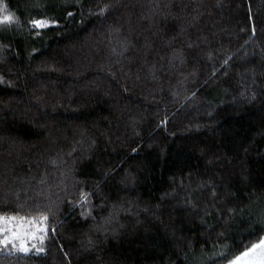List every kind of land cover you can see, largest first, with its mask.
I'll return each mask as SVG.
<instances>
[{
	"label": "trees",
	"instance_id": "obj_1",
	"mask_svg": "<svg viewBox=\"0 0 264 264\" xmlns=\"http://www.w3.org/2000/svg\"><path fill=\"white\" fill-rule=\"evenodd\" d=\"M7 13L0 213L49 230L0 264H225L264 236V0H0Z\"/></svg>",
	"mask_w": 264,
	"mask_h": 264
},
{
	"label": "snow or ice",
	"instance_id": "obj_2",
	"mask_svg": "<svg viewBox=\"0 0 264 264\" xmlns=\"http://www.w3.org/2000/svg\"><path fill=\"white\" fill-rule=\"evenodd\" d=\"M110 5L105 4L99 9L100 14H103ZM71 15V13H69ZM15 17L12 13L0 15V24H10L14 21ZM29 23L37 29H43L49 25L57 23L52 19H31ZM0 80L3 77L0 76ZM135 151V149H133ZM89 193L81 190L80 201L77 203H87ZM83 215V213H82ZM46 215H42L40 220L43 223H38L35 217L20 216L18 213L15 215H7L0 213V249L12 251L29 252L30 248H34L37 252H43V241L48 233ZM6 225V226H5ZM39 240L41 246H37L36 243H30V241ZM259 249L260 255L254 257L252 254ZM221 259L225 261V264H264V237H261L258 243L252 244L251 248H245L239 252L238 255L222 254Z\"/></svg>",
	"mask_w": 264,
	"mask_h": 264
},
{
	"label": "rangeland",
	"instance_id": "obj_3",
	"mask_svg": "<svg viewBox=\"0 0 264 264\" xmlns=\"http://www.w3.org/2000/svg\"><path fill=\"white\" fill-rule=\"evenodd\" d=\"M264 237V236H263ZM258 243V242H257ZM251 248V247H250ZM254 257H258L260 255L259 249H257L253 254Z\"/></svg>",
	"mask_w": 264,
	"mask_h": 264
}]
</instances>
